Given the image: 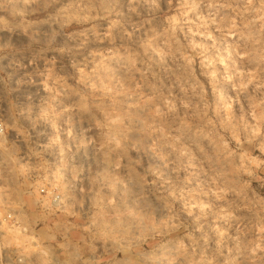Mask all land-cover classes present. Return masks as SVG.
<instances>
[{
	"label": "clouds",
	"instance_id": "1",
	"mask_svg": "<svg viewBox=\"0 0 264 264\" xmlns=\"http://www.w3.org/2000/svg\"><path fill=\"white\" fill-rule=\"evenodd\" d=\"M0 225V264H264V0H0Z\"/></svg>",
	"mask_w": 264,
	"mask_h": 264
},
{
	"label": "rangeland",
	"instance_id": "2",
	"mask_svg": "<svg viewBox=\"0 0 264 264\" xmlns=\"http://www.w3.org/2000/svg\"><path fill=\"white\" fill-rule=\"evenodd\" d=\"M53 47L60 49L67 47L68 49H71L72 51L67 53H55V54H49L48 59L55 60L56 63L53 64L50 68L52 72L60 73L63 71L64 65H67L69 63V57L75 55V50L78 48V42L75 40H69L65 34H62L60 37L57 38V40L54 42ZM81 55L76 56V61H81L84 59V57H88V60H91L92 58L88 56L89 52L95 53L99 59L103 60L105 55H111L114 56L113 61L109 64V67H113L114 69H120L121 72H123L122 64L119 62L115 57L121 55L122 53H116L113 54L111 51H109L108 48L104 47H98L96 45H85L83 49H80ZM57 56L60 57L59 60H57ZM92 67V64H89V68ZM224 94L226 95H233L231 88L229 85L224 84L221 86ZM41 128L45 131H49L46 129L45 126H41ZM257 186V182H253V187L255 188ZM195 212V209H193ZM191 220V217L188 218ZM2 227V225H0ZM234 234V233H230ZM259 231L258 228L254 230V234H250L246 239H254L258 237ZM33 242H35V237H30ZM0 240H2V237H0ZM20 241L16 240L9 244L7 249H4L2 252H0V255L4 257V259L7 261L8 258L11 256L12 259H16L19 252L25 251L22 247L19 246ZM257 256H259V253H257Z\"/></svg>",
	"mask_w": 264,
	"mask_h": 264
}]
</instances>
